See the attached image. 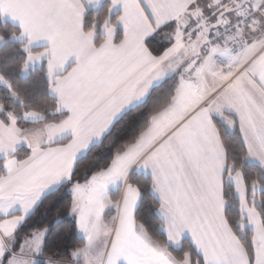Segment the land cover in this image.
<instances>
[{"label":"snow or ice","instance_id":"1","mask_svg":"<svg viewBox=\"0 0 264 264\" xmlns=\"http://www.w3.org/2000/svg\"><path fill=\"white\" fill-rule=\"evenodd\" d=\"M0 264H264V0H0Z\"/></svg>","mask_w":264,"mask_h":264},{"label":"trees","instance_id":"2","mask_svg":"<svg viewBox=\"0 0 264 264\" xmlns=\"http://www.w3.org/2000/svg\"><path fill=\"white\" fill-rule=\"evenodd\" d=\"M42 212L43 209H41V213ZM41 213H38L37 216L33 218V222H30L25 228L21 230V235L31 231L33 228L50 226L53 224V218L57 215V211H53L49 219H42ZM63 214V212H60V215L63 216ZM55 232H60L61 235L65 238L66 246L69 251L75 244L78 243V241H75L73 238H71V234L68 231L67 225H62L59 228L53 227V233ZM49 239H52V237L50 236ZM160 239L163 240L164 237H160Z\"/></svg>","mask_w":264,"mask_h":264}]
</instances>
